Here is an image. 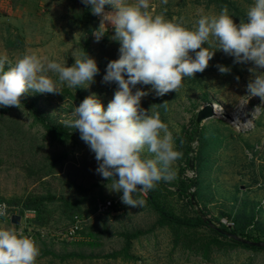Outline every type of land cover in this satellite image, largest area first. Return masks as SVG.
I'll return each instance as SVG.
<instances>
[{"label": "rangeland", "instance_id": "obj_1", "mask_svg": "<svg viewBox=\"0 0 264 264\" xmlns=\"http://www.w3.org/2000/svg\"><path fill=\"white\" fill-rule=\"evenodd\" d=\"M253 2L168 0L165 5L162 0H150V11L153 15L164 13L166 19L182 17L185 26L191 28L201 15H218L227 6L238 24L246 19ZM110 10V6H105V11ZM100 19L92 14L91 5L82 0H0V56L6 55L15 63L25 54L36 53L72 66L75 51L97 62L99 73L88 88H69L65 84L60 88L62 94L24 95L28 102L36 101L40 112L60 127L74 106H79L80 94L86 98L95 93L106 108L118 90L115 82H103V76L107 64L119 58L120 44L111 39L114 29L110 24H106L107 34L99 42L95 40L93 31ZM234 59L217 50L207 69L194 78H184L177 92L159 97L150 85L142 84L133 92H149L141 99V107L150 109L156 105L155 110L173 133L177 150L183 153L174 165L177 178L158 183V203L181 218H194L201 210L215 227L234 231L239 238L264 242V111L252 116L261 100L246 97V86L252 78L249 68L254 65L234 63ZM217 65L229 67L230 73L221 74ZM50 75L53 80L58 79L56 74ZM165 101L166 109L160 106ZM210 104L220 107L221 115L199 125V133L191 142L193 153L188 156L182 137L194 133L198 112ZM244 104L245 113L241 115ZM5 110L0 106V201L15 209L38 210L33 222L40 248L37 264H264V251L240 246L216 251L210 261L181 246L175 247L173 232L159 225V215L148 202L149 194L143 197L146 203L141 208L123 204V193L111 191V182L96 172L95 154L78 130L63 127L76 137L61 146L52 141L24 105ZM226 114L239 121L226 119ZM250 122L252 125L247 126ZM191 178L196 180L190 190L196 205L178 192L181 183ZM100 200H111L114 207L110 212H99L96 203ZM75 221L79 224L77 235L66 238ZM0 228L20 230L5 222H0ZM138 231L144 235L133 240L131 257L103 258L123 250V234ZM184 232L219 239L209 229Z\"/></svg>", "mask_w": 264, "mask_h": 264}, {"label": "clouds", "instance_id": "obj_2", "mask_svg": "<svg viewBox=\"0 0 264 264\" xmlns=\"http://www.w3.org/2000/svg\"><path fill=\"white\" fill-rule=\"evenodd\" d=\"M82 3L91 5L92 14L101 17L93 31L97 42L107 34L106 24L114 29L111 39L120 44L119 58L107 64L103 82H115L118 90L106 108L95 93L87 96L74 106L62 125L79 131L95 154L96 172L111 182V191L123 193L121 202L141 208L146 203L143 197L159 182L177 178L174 165L183 153L177 150L173 133L155 110L156 105L141 107V99L149 92H133V88L150 85L159 97L177 92L184 78L203 73L215 52L222 50L235 58L234 63L254 65L249 68L252 78L246 86V97L261 100L252 116L264 111V0H254L246 19L238 24L225 6L218 15H201L191 28L185 26L182 17L153 15L150 0ZM162 3L166 5L168 0ZM105 6L111 10L105 11ZM73 57L74 64L67 66L36 53L25 54L15 63L6 55L0 56V106L20 108L29 92L62 94L60 88L65 84L69 88H88L99 73L97 62L75 51ZM217 68L221 74L231 71L223 65ZM50 73L58 79L53 80ZM160 106L166 109L167 101ZM7 215V205L0 204V217ZM39 256L38 244L22 230L0 228V264H37Z\"/></svg>", "mask_w": 264, "mask_h": 264}, {"label": "trees", "instance_id": "obj_3", "mask_svg": "<svg viewBox=\"0 0 264 264\" xmlns=\"http://www.w3.org/2000/svg\"><path fill=\"white\" fill-rule=\"evenodd\" d=\"M79 89V88H78ZM84 96L81 94L79 95L80 103L83 101ZM21 104L24 105L32 114L35 121L41 124L46 130L47 134L50 136L53 142L58 143L59 145H67L70 143L75 137L76 134L68 131L67 129L60 127L51 123L37 108L36 101L28 102L25 97L22 98ZM11 107H7L5 111L10 110ZM199 126L195 123L194 126V133H187L182 137V142L186 144V154L189 156L193 153V148L191 146V142H193V137L198 135ZM191 160H189L190 163ZM160 183V182H159ZM196 186V180L189 179L187 183L182 182L181 186L178 188V192L181 196L188 198L191 204L192 197L194 196L193 193L190 192L191 188ZM156 188L148 192V202L153 208V210L159 215V225L161 227H168L171 228L173 235H174V245L175 247H183L188 251H193L198 256H201L207 261L212 259V255L216 252H223L227 251L231 247H242L248 250L253 251H264L263 247H256L250 245V242H263V241H255L250 237L247 239L239 238L234 231L227 230L226 228L219 229L215 227L212 222L206 217V215L201 211L198 210L196 212V216L194 218H181L179 216L174 215L170 211H168L165 207H163L160 203H158V196H157ZM195 197V196H194ZM106 201V200H100ZM99 202V201H98ZM99 203H96V210L98 209ZM26 209H34L37 211L36 208L27 207ZM79 226V224L75 221L73 227ZM69 228V229H71ZM193 228H204L214 231L218 236L219 239H211L206 235H194L184 232V230H189ZM68 229V230H69ZM79 231V230H78ZM143 232L138 231L133 234H123L122 237L125 238V247L123 250L119 252H114L109 254L103 258L109 260H116L120 259L121 257H131L130 250L132 247L133 240L141 237ZM264 243V242H263ZM73 257L80 258V259H88L86 256L83 255H72Z\"/></svg>", "mask_w": 264, "mask_h": 264}, {"label": "built area", "instance_id": "obj_4", "mask_svg": "<svg viewBox=\"0 0 264 264\" xmlns=\"http://www.w3.org/2000/svg\"><path fill=\"white\" fill-rule=\"evenodd\" d=\"M0 204H6L7 205V213L8 215L5 217H0V222H5L6 224L9 223L12 224V218L14 215H19L21 217V222L19 226H15L20 228L24 232L25 235L30 236L37 242V237L33 233V222L37 218V211L34 209H15L12 207L8 202L0 201ZM114 207V202L111 200L102 201L98 205L99 212H110L112 208ZM225 225L232 227V223H228L227 221L224 222ZM19 230V231H20ZM79 230V226H75L71 229H69L65 236L66 238H73L77 235V232Z\"/></svg>", "mask_w": 264, "mask_h": 264}, {"label": "water", "instance_id": "obj_5", "mask_svg": "<svg viewBox=\"0 0 264 264\" xmlns=\"http://www.w3.org/2000/svg\"><path fill=\"white\" fill-rule=\"evenodd\" d=\"M219 116L220 115L217 112L216 106L210 104V105L205 106L204 108H202L198 112L197 118H196V123L199 126L203 122H205L207 120H210V119L217 118ZM225 118L226 119H229V120H234L233 117H232V115H229V114H226L225 115ZM190 169L192 171L194 170V162H193L192 159L190 161ZM192 202H193V205H196L195 197L194 196L192 197ZM20 222H21V217L19 215H14L13 218H12V224L15 225V226H19L20 225ZM250 245L256 246V247H263L264 246V243L263 242H261V243H259V242H250Z\"/></svg>", "mask_w": 264, "mask_h": 264}, {"label": "bare ground", "instance_id": "obj_6", "mask_svg": "<svg viewBox=\"0 0 264 264\" xmlns=\"http://www.w3.org/2000/svg\"><path fill=\"white\" fill-rule=\"evenodd\" d=\"M216 108H217V112H218V114L221 115V114H220L221 112L219 111V110H221V109H219L220 107L216 106ZM245 109H246V104H244V105L242 106V110H241V113H242V114H241V115H243V114L245 113ZM219 112H220V113H219ZM241 115H240V116H241ZM240 116H239V117H240ZM237 117H238V116H237ZM240 119H241V117H240ZM234 121H239V118H235V117H234ZM246 125H247V126H251L252 123L250 122V123H247Z\"/></svg>", "mask_w": 264, "mask_h": 264}]
</instances>
